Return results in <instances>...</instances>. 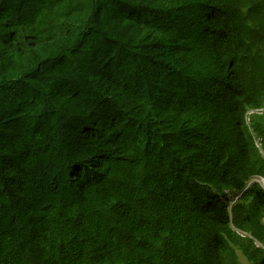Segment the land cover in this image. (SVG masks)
Returning <instances> with one entry per match:
<instances>
[{
  "label": "trees",
  "instance_id": "1",
  "mask_svg": "<svg viewBox=\"0 0 264 264\" xmlns=\"http://www.w3.org/2000/svg\"><path fill=\"white\" fill-rule=\"evenodd\" d=\"M259 108L264 0H0V264H264Z\"/></svg>",
  "mask_w": 264,
  "mask_h": 264
},
{
  "label": "rangeland",
  "instance_id": "2",
  "mask_svg": "<svg viewBox=\"0 0 264 264\" xmlns=\"http://www.w3.org/2000/svg\"><path fill=\"white\" fill-rule=\"evenodd\" d=\"M264 113V108H259V109H253V110H249L247 113H246V122L248 123V125H250L251 123V120L249 119L250 116L252 115H260V114H263ZM254 143L256 145V147H260L261 143H260V140L258 138H255L254 139ZM262 155L264 157V153L262 152ZM252 181H256L258 182L263 188H264V178L263 177H253ZM238 195L236 194H229L228 195V198L230 200L234 199V201L237 199ZM262 222H263V225H264V217L262 218ZM232 229L235 231V233L237 232V234L239 236H242L241 234H243V236L245 235L246 232H242L240 231L239 229H237L236 227L232 226ZM246 236L251 237V235L249 233H246ZM253 242H254V245L256 247H264V243L262 242H259L258 240H256L255 238H253ZM235 255L237 257V260L239 261L240 264H250V262L247 260V257L244 255V253L238 249V248H235Z\"/></svg>",
  "mask_w": 264,
  "mask_h": 264
},
{
  "label": "built area",
  "instance_id": "3",
  "mask_svg": "<svg viewBox=\"0 0 264 264\" xmlns=\"http://www.w3.org/2000/svg\"><path fill=\"white\" fill-rule=\"evenodd\" d=\"M242 232H243V231H242ZM241 235L243 236V234H241ZM245 235H246V233H245ZM245 235H244V236H245ZM263 249H264V247H263Z\"/></svg>",
  "mask_w": 264,
  "mask_h": 264
}]
</instances>
